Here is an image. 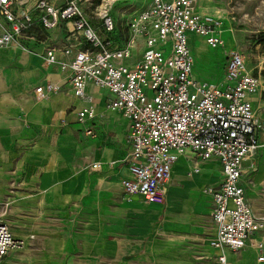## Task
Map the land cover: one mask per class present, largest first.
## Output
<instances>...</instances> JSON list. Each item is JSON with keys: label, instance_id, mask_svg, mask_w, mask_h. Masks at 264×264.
I'll return each mask as SVG.
<instances>
[{"label": "built area", "instance_id": "1", "mask_svg": "<svg viewBox=\"0 0 264 264\" xmlns=\"http://www.w3.org/2000/svg\"><path fill=\"white\" fill-rule=\"evenodd\" d=\"M84 3L90 5L89 11ZM96 2V3H95ZM137 0H0V48L30 50L40 38L63 24L65 40L44 49L43 64L58 63L68 70L74 96L83 98L86 85L109 92L106 108L128 120L127 153L119 160L128 169L121 179L127 195L162 204L176 161L191 152L201 160L214 159L220 167L216 184L204 187L210 199L207 216L214 235L209 245L219 251L217 261L228 264L225 250L249 247L264 261V215L250 207L240 183L242 162L264 144L258 132L264 119L256 116L251 96L261 84L248 69L244 55L230 48L224 55L223 78L211 82L196 78L189 36L196 34L209 47H224L209 16L196 11L195 0H150L128 13L125 22L113 16L117 4ZM144 0H141V3ZM169 43L167 49L165 43ZM57 53L66 56L59 60ZM57 83L34 88L40 102L59 91ZM95 116L92 106L77 112L83 135ZM92 171L101 162L83 155ZM198 166L188 171L197 173ZM0 211V260L20 250L26 240L13 235Z\"/></svg>", "mask_w": 264, "mask_h": 264}, {"label": "rangeland", "instance_id": "2", "mask_svg": "<svg viewBox=\"0 0 264 264\" xmlns=\"http://www.w3.org/2000/svg\"><path fill=\"white\" fill-rule=\"evenodd\" d=\"M149 1L116 4L112 14L125 22L128 13ZM82 5L88 11L91 8L88 3ZM195 5L198 14L211 18L225 45L209 49L200 37L191 34L189 43L196 58L193 73L198 79L215 82L217 76L221 77L220 65L227 50H240L248 69L261 79L254 104L256 108L261 102L256 114L261 116L264 112V0H195ZM165 46L168 49L170 44L166 42ZM53 73L52 77L63 75L61 71ZM87 90L91 97L89 102L96 103L93 99L100 90L91 85ZM106 110L99 111V115L103 116ZM66 111L65 119L71 123L69 127L76 138L77 155L71 163L83 174V192L67 206L68 212L57 215L36 213L28 223L19 218L12 200L1 204L10 228L25 230L26 236H19L26 242L20 250L6 254L0 264H218L209 246L213 228L205 215L203 185L217 175L218 165L202 166L200 176L191 178L190 167L199 166L200 161L193 159L178 166L175 164L163 205L142 202L121 192L118 171L105 166L92 171L81 159L82 154H94L107 148L117 149V156L111 160L120 158L123 154L121 144H110L105 134L116 131L101 122L104 131L98 128L91 136H85L82 129L73 124L74 114L69 115L73 110ZM114 121L119 125L122 119L114 118ZM29 145L32 144L19 147L14 141L10 147L14 148L17 157L19 154L27 157L32 149ZM248 165V161L242 162V166ZM243 257H247L245 262L244 259L240 261ZM229 258L231 264H254L248 261L252 255L243 251L231 252Z\"/></svg>", "mask_w": 264, "mask_h": 264}, {"label": "crops", "instance_id": "3", "mask_svg": "<svg viewBox=\"0 0 264 264\" xmlns=\"http://www.w3.org/2000/svg\"><path fill=\"white\" fill-rule=\"evenodd\" d=\"M35 33L40 41L31 45L28 51L17 48H0V205L12 200L11 203L17 215L20 219H26L27 223L36 213H55L57 215L68 212L67 206L83 192V174L77 172L76 167L71 163L72 158L77 155V149L76 138L69 127L71 123L65 119V116H67L66 110L69 108L74 112H70L69 115L72 117L74 114L73 124L78 128L83 129L84 127L77 121L78 110L92 106L95 110V116L85 124L91 126L92 134L98 128L104 131L101 122L108 124L111 130L116 131L112 130L108 133L105 132V134L110 144H121L123 154L120 158L111 160L114 156H117V149L114 148H107L101 152L96 151L94 154L85 153L90 159L101 162V167L95 171L103 169L104 166L106 169L118 171L120 173L119 186L123 194L125 193L120 182L122 178L127 177L129 174L127 167L119 163V160L125 156L128 150L125 142L128 127L127 118L117 110H106L103 116L99 115V111L102 112L106 108V101L110 96L105 88H100L89 82L85 88V96L83 98L76 97L67 79L68 70L61 69L58 63L43 64L45 47L51 43H61L65 40L67 33L63 24L58 25L46 34L39 29H36ZM57 58L59 60L68 59L61 53H57ZM194 59L195 68L196 58L194 57ZM223 65L224 56L219 71L221 77L217 76L215 78L216 82H220L223 78ZM59 71L63 72L62 76L52 77L53 72ZM46 83H57L60 87L59 91L52 93L40 102H35L33 98L34 88ZM89 85L100 90L96 98L93 99L96 103L89 102L91 98L88 96L87 90ZM259 92L260 86L255 94L258 95ZM255 94L251 96V101L253 110L257 114V109L262 104L259 102L258 106L254 108L257 98ZM84 98L88 99L84 101ZM258 117L264 119V112H261V116ZM114 118H120L122 122L116 125ZM14 141L19 147L25 146V143H31L32 145H29L32 147L30 155L28 154L26 157L19 154L17 157L14 148L10 147V144ZM258 142L264 144V129L258 132ZM83 155H81V159L87 162ZM193 159L200 161L201 164L198 166L199 171L193 173L191 178L200 176L202 166L217 164V175L213 176L211 180H206L203 185L205 187L216 184L220 178V167L214 159L201 160L195 154L187 151L175 164L178 166L180 163H187ZM17 160H19L18 163H16ZM245 161H248L249 165L242 166L243 174L240 183L244 187L245 197L251 209L258 215H264V148H258L251 158L243 162ZM175 164L172 167L171 177L167 184L165 201L169 193ZM191 169L192 167H190ZM8 192L11 194L9 195ZM129 197H137L145 202L135 194ZM149 204L163 205V203ZM76 206L77 203L73 208L75 213ZM209 207L210 199L206 195L205 215L212 224V237L215 229L213 222L207 216ZM3 218L10 228L5 215ZM10 230L17 237H20L19 235L26 236L25 230L22 228H10ZM210 248L217 260L219 251L211 246ZM239 251L252 255V258H249L248 261L254 264H264V261L258 262L256 260V254L251 248L246 247ZM231 252L234 251L225 250L224 252L228 264H231L229 258ZM247 257H243L240 261L244 259L245 262ZM218 264L220 263L218 262Z\"/></svg>", "mask_w": 264, "mask_h": 264}, {"label": "bare ground", "instance_id": "4", "mask_svg": "<svg viewBox=\"0 0 264 264\" xmlns=\"http://www.w3.org/2000/svg\"><path fill=\"white\" fill-rule=\"evenodd\" d=\"M211 48V47H210ZM204 67V66H203ZM203 70V69H202ZM107 110H112V109H107ZM19 231H21V232H24V231H22V230H19Z\"/></svg>", "mask_w": 264, "mask_h": 264}]
</instances>
